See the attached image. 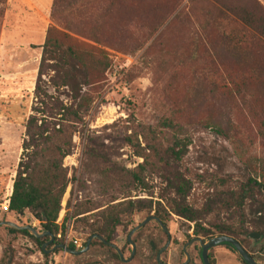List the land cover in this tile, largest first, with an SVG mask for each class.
I'll return each mask as SVG.
<instances>
[{"label": "rangeland", "instance_id": "374dc122", "mask_svg": "<svg viewBox=\"0 0 264 264\" xmlns=\"http://www.w3.org/2000/svg\"><path fill=\"white\" fill-rule=\"evenodd\" d=\"M261 12L252 0H0V222L44 232L28 212L6 214L1 206L17 176L47 39L83 52L91 81L71 155L47 158L62 163L68 177L61 239L45 257L32 239L2 226L0 261L159 264L170 241L162 260L182 264L194 224L174 214L170 237L157 222L133 236L129 263L95 240L80 256L52 247L68 246L69 236L87 243L100 211L132 201L114 241L129 259L130 232L148 218L145 208L153 205L154 215L156 203L174 197L167 182L174 175L189 181V203L206 223L242 227L228 204L250 178L264 182V39L245 22ZM176 140L189 142L180 162L169 155ZM258 202L264 195L248 204V222ZM224 249L214 248L216 264H236ZM251 251L264 264V238L253 240ZM189 253L190 264H203L198 243Z\"/></svg>", "mask_w": 264, "mask_h": 264}, {"label": "trees", "instance_id": "16d2710c", "mask_svg": "<svg viewBox=\"0 0 264 264\" xmlns=\"http://www.w3.org/2000/svg\"><path fill=\"white\" fill-rule=\"evenodd\" d=\"M252 1L261 7V16L256 17L253 13H248L245 22L250 29L264 39V6L258 0ZM90 85L89 64L83 52L74 50L72 47L64 48L57 41L48 38L42 47L32 113L25 124L23 153L10 199V210L6 214L23 216L28 212L34 220L40 222L44 232H49L56 238L61 230L57 222L68 189V177L62 168V163L59 164L55 161L56 159L52 161L47 158L50 154L57 155L58 160L62 162L71 155L74 134L78 127L83 125L89 112L86 107L89 101L85 95V89ZM188 150L189 142L176 140L174 146L169 149V155L175 162H180L185 158ZM138 156L143 157L141 153H138ZM167 182L174 197L167 200V203L164 199V203H156L158 208L154 215H151L154 210L153 205L145 208L147 212H150L148 217L155 216L168 226L169 218L171 214H174L194 224V236H189L190 241L193 238L211 240L223 235L232 237L240 242L257 261L254 252L251 251V246L253 240L259 241L264 238V203H257L256 208L252 210L253 219L250 222L247 220V215L245 216V211L248 204L264 195V182L250 178L238 193L232 196L228 204L234 205L233 209L240 218L242 227L230 223L223 225L206 223V214L194 210L189 203L192 192L189 181L183 175H174ZM133 204L132 201L120 202L100 211L96 215V220L90 225V238L99 235L107 242L114 244L117 230L123 226L122 216L126 214L125 206ZM165 205L168 206L165 207ZM247 223L251 224L250 229L245 227ZM5 229L10 234L32 239L45 257L50 256L43 248V245L50 241V237L37 239L28 231H19L9 227ZM58 242L59 245L64 244L63 241ZM93 244L106 246L98 239ZM224 245L236 254L241 262L247 264L233 246ZM54 246L56 244L52 247ZM68 247L76 249L73 244H69ZM108 248L120 259L113 248ZM210 259L212 264H216L214 249L210 252ZM0 264H13V262L2 260Z\"/></svg>", "mask_w": 264, "mask_h": 264}, {"label": "water", "instance_id": "95a60500", "mask_svg": "<svg viewBox=\"0 0 264 264\" xmlns=\"http://www.w3.org/2000/svg\"><path fill=\"white\" fill-rule=\"evenodd\" d=\"M151 222H157L160 227L162 228V230L170 237V230L168 229V227L157 217L155 216H151L146 218L141 224H139L136 228H134L129 236H128V242L133 246V251H132V256L129 259H125L124 257V253L121 251V249L112 243L107 242L103 237L99 236V235H94L92 236L88 242L87 245L85 247V249L83 250H76V249H71L66 245H57L55 246V249H62L64 251H66L69 254L75 255V256H80L86 252H88L91 248L92 242L96 239L100 240L102 243H104L106 246L113 248L119 255L120 259L125 262V263H129L130 261L133 260L135 253H136V244L133 241V236L138 233L139 231H141L143 228H145L149 223ZM5 226V227H9V228H13L19 231H28L32 236H34L37 239H42L44 237H50V241H48L47 243H45L43 245V248L45 249V252L47 254L53 252L54 250H46V247L50 244H53L56 240V237L49 233V232H43L40 233L35 227L30 226V225H21L12 221H2L0 222V227ZM195 243H198L202 249V260L204 264H212L211 263V259H210V252L211 250H213L214 248L223 245V244H229L231 246H233L237 253L242 257V259L247 263V264H260L258 263V261H256L252 255L250 253H248V251H246V249L241 245L240 242H238L236 239L229 237V236H217L212 238L211 240L205 242L203 239L201 238H193L190 242H188L185 247H184V253L186 256V261L182 264H190L191 262V254L189 253V248L194 245ZM170 246V241L169 243L160 250V252L158 253V257H157V261L159 264H166L163 260H162V256L164 254V252L169 248Z\"/></svg>", "mask_w": 264, "mask_h": 264}, {"label": "built area", "instance_id": "2783aa9c", "mask_svg": "<svg viewBox=\"0 0 264 264\" xmlns=\"http://www.w3.org/2000/svg\"><path fill=\"white\" fill-rule=\"evenodd\" d=\"M12 194H13V188L11 189L9 195H7L6 199L4 200V203L1 206V210L4 213L5 212L8 213L10 210V199H11ZM57 238L61 239V234H59ZM67 240L75 246L76 250H83L87 245L86 241H83L82 239H79V238L71 239V237L69 236ZM49 264H57V262H54L53 260H51Z\"/></svg>", "mask_w": 264, "mask_h": 264}, {"label": "crops", "instance_id": "0c3cea01", "mask_svg": "<svg viewBox=\"0 0 264 264\" xmlns=\"http://www.w3.org/2000/svg\"><path fill=\"white\" fill-rule=\"evenodd\" d=\"M262 3H263V5H264V0H260ZM223 255H225V256H227V257H230V258H232V260H234L235 261V263L236 264H240V261H238L237 259H236V254H234L229 248L228 249H224V251H223Z\"/></svg>", "mask_w": 264, "mask_h": 264}]
</instances>
